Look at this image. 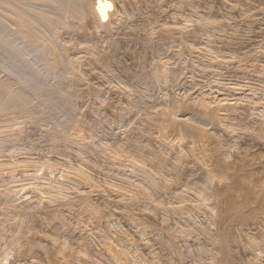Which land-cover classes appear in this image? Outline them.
Masks as SVG:
<instances>
[{
  "label": "rangeland",
  "instance_id": "rangeland-1",
  "mask_svg": "<svg viewBox=\"0 0 264 264\" xmlns=\"http://www.w3.org/2000/svg\"><path fill=\"white\" fill-rule=\"evenodd\" d=\"M79 1L0 0V264H264V0Z\"/></svg>",
  "mask_w": 264,
  "mask_h": 264
},
{
  "label": "bare ground",
  "instance_id": "bare-ground-1",
  "mask_svg": "<svg viewBox=\"0 0 264 264\" xmlns=\"http://www.w3.org/2000/svg\"><path fill=\"white\" fill-rule=\"evenodd\" d=\"M84 5L89 7L96 21L104 19L108 8V3L105 0H82L79 6L83 7ZM248 162V159H241L231 165L222 161H217L216 164L220 176L229 180L218 194L220 206L218 215L220 244L218 246L220 245L221 253L226 257L229 255L230 248L229 241H227L230 235H227L229 231L226 230V226H230L229 224L233 222L248 220L258 211L264 210V181H256L248 173Z\"/></svg>",
  "mask_w": 264,
  "mask_h": 264
}]
</instances>
